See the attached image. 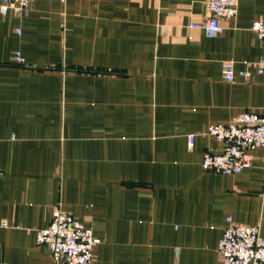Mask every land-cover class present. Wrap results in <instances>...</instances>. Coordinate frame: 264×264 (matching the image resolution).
<instances>
[{
  "label": "crops",
  "instance_id": "crops-1",
  "mask_svg": "<svg viewBox=\"0 0 264 264\" xmlns=\"http://www.w3.org/2000/svg\"><path fill=\"white\" fill-rule=\"evenodd\" d=\"M209 0H37L0 14V264H54L36 231L68 213L100 240L91 264H221L226 218L264 238V162L205 172L202 135L262 114L264 0H236L215 38ZM18 56L22 63H17ZM186 135L194 136L187 149Z\"/></svg>",
  "mask_w": 264,
  "mask_h": 264
},
{
  "label": "built area",
  "instance_id": "built-area-1",
  "mask_svg": "<svg viewBox=\"0 0 264 264\" xmlns=\"http://www.w3.org/2000/svg\"><path fill=\"white\" fill-rule=\"evenodd\" d=\"M37 0H0V14L5 16L11 10L16 15L27 12ZM209 16L189 28L201 31L208 38H215L222 32L220 22L236 17V0H209ZM250 29L264 42V20L251 23ZM17 63L22 60L16 56ZM244 71L235 73L233 61H223V81L233 83L236 78L249 81L251 71L264 75V57L246 63ZM202 135L211 137L221 145V153L203 154L201 167L205 172L222 175H238L251 167V151L258 149L264 162V109L262 114L241 112L226 124L207 126ZM187 149L193 148L194 136L186 135ZM222 237L218 243L221 264H264V238L257 227L235 224L227 217ZM37 245L45 247L54 264H91L93 253L100 240L91 229L75 220L72 215L56 208L52 212L48 227L36 231Z\"/></svg>",
  "mask_w": 264,
  "mask_h": 264
}]
</instances>
